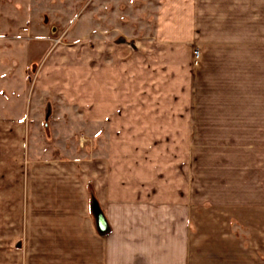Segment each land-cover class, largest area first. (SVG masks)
Segmentation results:
<instances>
[{
  "label": "crops",
  "instance_id": "crops-1",
  "mask_svg": "<svg viewBox=\"0 0 264 264\" xmlns=\"http://www.w3.org/2000/svg\"><path fill=\"white\" fill-rule=\"evenodd\" d=\"M159 1L156 28L165 37L166 25L182 33L239 31L231 27L244 23L247 0ZM252 2L260 37L264 0ZM9 32L11 39L0 36V264H264V151H197V135L224 142L244 128L264 145V103L160 104L169 86L177 96L191 92V56L184 57L186 84L172 87L156 78L169 71L164 53H180L175 45L149 56L152 46L139 43L135 55L127 43L100 39L92 44L96 67L104 69L94 75L103 83L95 96L105 101L91 110L69 71L84 60L86 43L57 46L37 71V49L46 56L50 44L20 41L14 27ZM118 58L131 71L122 86ZM170 59L179 64L180 57ZM262 59L254 57L257 69ZM69 113L72 129L107 127L102 155L41 154L38 130H50L62 147ZM211 208L233 213L198 220V209ZM240 211L253 220H238Z\"/></svg>",
  "mask_w": 264,
  "mask_h": 264
},
{
  "label": "rangeland",
  "instance_id": "rangeland-1",
  "mask_svg": "<svg viewBox=\"0 0 264 264\" xmlns=\"http://www.w3.org/2000/svg\"><path fill=\"white\" fill-rule=\"evenodd\" d=\"M159 5V0H0V28L3 29L0 36L3 39H11L13 34L9 30L14 27L20 32L15 33V36L19 37L16 39L20 41L32 42L36 46L50 44L51 48L46 49V56L45 50L37 49V71L49 62L50 53L57 46L71 47L76 43H86L84 60L70 66L69 71L75 79V89L91 110L94 101L98 105L105 101L104 98L98 100L95 96L103 83L99 87L94 75H101L104 69L102 65H99L98 69L96 67L92 44L94 40L100 39L127 43L135 55L141 52L136 49L139 43L152 46L148 47L149 56H155L157 51H166L173 45L180 50L179 54L164 53L166 57L169 56L166 58L169 71L166 75H159L156 80H165L170 82L172 87H176L178 84H186L189 71L193 80L191 92L186 90L184 95L177 96L169 86L167 92L160 94V104H172L176 100L178 105H183L191 100V104L196 106L235 105L247 109L257 103H264V90L258 92L256 89L257 82L264 88L263 59L261 69H257L259 66L254 63L255 56H264V32L260 33L259 37V34L253 31L252 18L255 10L252 0L246 1V11L241 16L244 23L231 27L239 31L202 32L199 28L197 32L182 33L169 31L171 28L166 25L165 37L157 33L156 28ZM171 37L180 39L172 40ZM153 41L157 44L152 43ZM196 50L200 52L198 58ZM170 56L180 57L179 64L173 65ZM190 56L192 60L187 61L186 71L184 57ZM123 62V59L118 58L115 71L117 79H122L121 86L126 84L125 77L128 78L131 74L129 66ZM116 103H123L122 97L118 98ZM107 109L106 106L102 107V110ZM68 119L69 136L67 143L63 139L66 144H62L60 148L57 146L59 140L50 130H38L41 154L60 157H65V154L69 157L102 155L107 144V127L101 125L96 130L92 125H88L84 129H72V123L76 120L75 114L69 113ZM95 131H98L96 135ZM190 131L193 142L198 133L193 123ZM202 145L208 146L209 151L216 152L264 151L263 144L254 143L252 131L248 128L236 130L233 136L224 137V142L212 135L206 140L197 135L198 152ZM228 213L231 215L233 212L224 208L198 209L197 217L198 220H203L206 216H211L213 220H222L224 216H229ZM238 214V220H253L252 212L240 211ZM245 232L251 244V234L247 229Z\"/></svg>",
  "mask_w": 264,
  "mask_h": 264
},
{
  "label": "built area",
  "instance_id": "built-area-1",
  "mask_svg": "<svg viewBox=\"0 0 264 264\" xmlns=\"http://www.w3.org/2000/svg\"><path fill=\"white\" fill-rule=\"evenodd\" d=\"M195 54H196V58H198V57L200 56V52H199V50H196V51H195Z\"/></svg>",
  "mask_w": 264,
  "mask_h": 264
}]
</instances>
